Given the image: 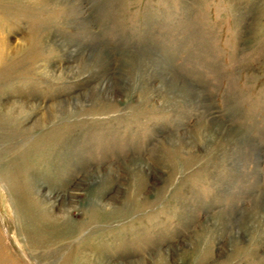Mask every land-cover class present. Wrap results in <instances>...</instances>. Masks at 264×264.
<instances>
[{
  "label": "rangeland",
  "instance_id": "obj_1",
  "mask_svg": "<svg viewBox=\"0 0 264 264\" xmlns=\"http://www.w3.org/2000/svg\"><path fill=\"white\" fill-rule=\"evenodd\" d=\"M0 264H264V0H0Z\"/></svg>",
  "mask_w": 264,
  "mask_h": 264
},
{
  "label": "bare ground",
  "instance_id": "obj_2",
  "mask_svg": "<svg viewBox=\"0 0 264 264\" xmlns=\"http://www.w3.org/2000/svg\"><path fill=\"white\" fill-rule=\"evenodd\" d=\"M138 170V169H137ZM140 171V170H139Z\"/></svg>",
  "mask_w": 264,
  "mask_h": 264
}]
</instances>
